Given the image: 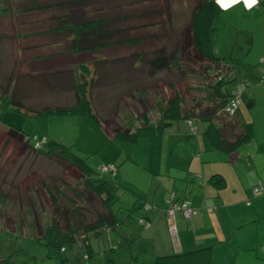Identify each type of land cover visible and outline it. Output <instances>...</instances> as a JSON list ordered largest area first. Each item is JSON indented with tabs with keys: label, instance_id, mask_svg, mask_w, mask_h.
I'll use <instances>...</instances> for the list:
<instances>
[{
	"label": "crops",
	"instance_id": "obj_1",
	"mask_svg": "<svg viewBox=\"0 0 264 264\" xmlns=\"http://www.w3.org/2000/svg\"><path fill=\"white\" fill-rule=\"evenodd\" d=\"M130 1H0V88L1 92L5 91L4 97L10 100L12 107L17 109L7 112L21 121L18 127L25 135L32 136L21 125L22 121L35 118L24 115L72 107L76 102L75 88L81 80L88 81L90 78L95 82L124 83V78H127L128 82V68L135 57L140 59L137 68L134 66L139 73L144 60L167 55V51L161 52L167 45H157V52L150 56V52H143L135 54V57H125L130 58L129 61L125 59L126 63H122V57L110 58L109 53L112 54L111 49L114 48L112 44L119 47L132 46L134 43L147 45L149 42L144 40L143 35L150 40L157 36L151 34L156 26L140 27L144 20L139 23V19L132 16L136 9L129 4ZM216 3L219 9L218 28L211 37V48L217 57L218 35L220 28H225L229 15L233 14L240 20L249 19L251 24L255 23L259 28L256 47V64L259 66L245 64L243 69L234 70L235 75L243 71L244 79L253 77L255 83L264 75V0H216ZM170 19L171 22L175 20L172 13ZM97 22L100 24L96 25ZM73 25L81 27L82 32L79 34L76 28L71 27ZM130 26L135 27L132 34ZM139 29H145V33ZM242 31L251 33V27L245 26ZM90 32L99 35L92 37V41L87 37ZM138 33H141L140 36ZM6 45H9L10 55L5 51ZM115 71L121 74L116 79ZM249 82L253 83L251 80ZM252 88L243 95L246 98L250 96L253 105L250 108L244 107L237 115V119L251 124V138L248 141L228 153L215 151L202 132L200 135L183 133L188 131L187 123L183 122L184 126L180 129L176 126L172 130L166 151L162 139L158 174L152 176L161 177L160 173L165 169V174L171 178L167 179L168 183L159 184L164 188L185 174L196 175L194 182L186 185L185 192L175 194L176 201H190L197 209L196 215L184 221L176 214L174 226L177 232L173 238L169 228L174 226H168L162 211L169 191L164 188L161 194H157V199L152 195L151 202L157 209L149 214L148 230L153 232L152 236H159L157 228L163 231L164 237L168 233L171 247L180 251L209 246V264H264V193L255 196L251 194L254 187H264V85ZM100 91L89 88L91 107L96 110L107 105L112 107L115 100L99 102ZM125 96L122 99L127 100ZM123 103L129 105L128 101ZM106 114H110V110ZM104 121L106 124L116 123L108 115ZM199 128L202 127L199 125L194 129L192 126V131ZM186 155L188 157L182 161ZM166 156L167 162L162 166ZM165 246L166 253H169L168 244Z\"/></svg>",
	"mask_w": 264,
	"mask_h": 264
},
{
	"label": "rangeland",
	"instance_id": "obj_2",
	"mask_svg": "<svg viewBox=\"0 0 264 264\" xmlns=\"http://www.w3.org/2000/svg\"><path fill=\"white\" fill-rule=\"evenodd\" d=\"M172 2L170 11L175 18L172 20L175 26L172 27V32H169L168 27L159 25L153 28L151 34L160 36V40H156L155 37L150 40L146 35H143L144 40L149 42L146 43L147 45L134 43L132 46L119 47L112 44L114 48L111 49L113 55L109 53L110 58L122 57L124 61L122 63H126L125 59L127 58L125 57H135V54L143 52H150V56L157 52L159 50L157 45H167L165 46L166 51L171 52L176 46L186 44L190 0H172ZM135 9V11H147L144 5ZM144 22L149 23L150 17L144 18ZM226 22L225 28H220L218 35L219 53L217 54L231 63H222L219 67L211 68L209 76L221 75L223 87L232 92L245 80L253 82V77H245V79L242 77L243 71L235 75L231 64L234 63V66L237 64V69H243L245 64L259 66L256 64L259 28L255 26V23L251 24L249 19L240 20L233 14L226 18ZM245 26L251 27V33L242 31ZM129 29L132 34L135 27L130 26ZM139 31L145 33V29H139ZM141 33L138 35L140 36ZM5 51L10 55L9 45L5 46ZM127 60L129 61L130 58ZM139 64L140 59L135 57L131 64L132 67L137 68L136 66ZM126 80L127 78H124L123 88L128 86L131 93L127 100H122L128 101L129 105L126 106L123 101L117 100L111 108L107 107L110 112L113 114L115 112V115L118 116L115 121L117 125L120 124L123 128H127L124 125L130 122L129 126L134 127L140 120L141 114L151 121L156 120L158 115L153 104L159 98L163 104H166L170 97L169 92L161 90L152 80L142 82L139 73H135V76L129 78L128 82ZM189 85H192L191 94L194 95L191 106L189 100L186 104L188 98H185L183 94L184 89ZM201 85L198 80L188 83L177 82L174 85V92L178 93L180 98L181 95L184 96L182 99L187 105L186 107L193 108V111L197 113L205 109L204 105L207 104L202 101L205 98V92ZM126 92L124 93L126 94ZM154 92L156 93L154 94ZM161 93L164 95L163 97ZM240 100L243 102L246 97L242 95ZM241 108L243 111L244 106ZM13 115L6 111L2 119L6 123L13 120L14 125L18 126L21 121ZM107 115L103 113L104 118ZM21 125L32 134V142L34 138L38 140L45 138L47 142L54 139L63 143L72 155L84 161L85 166L91 171L89 179L92 181L100 178L101 175H98L100 166L107 164L117 166L114 177L107 173L101 177L108 179L113 195L119 194L114 196L109 206L110 210L115 211L118 223L114 226L113 232L105 233L106 230L102 228L101 231H97L96 238L93 233L88 234L91 251H89L87 260L83 259L85 257L83 254L87 252L80 241L63 243L65 252H60L48 245L45 239H38L41 232L52 223L62 232L66 229H76L75 235L78 234L76 239H79L82 236L80 225L95 222L97 214H104L105 209L83 188L81 185L82 176L77 170L53 157L54 154L49 157L37 155L24 145L19 135L12 134L4 127H0V198L2 199L0 200V259L7 260L8 264H148L154 256L173 252L168 233H166V242V237L160 228H157L160 232L159 236L153 235V237V232L150 229L140 230L135 222L137 212L135 208L140 207L143 201L153 204L151 202L152 195L157 199V194H161L164 188L170 190L172 183L164 188L159 185L162 182L168 183L164 177L165 169L160 173L162 176L157 178L147 172L148 140L146 138H138L135 142L116 138L110 143L105 137L103 128L83 116L77 118L48 115L35 120L27 118L22 121ZM199 125L202 128L196 131V135H200L204 123L192 121L194 129ZM176 126L180 129L184 123L174 121L164 130L162 136L164 151L171 139L172 130ZM109 127L118 130L112 124ZM183 133L190 134L188 131ZM187 157L188 155L183 157L182 161H185L184 159ZM167 158L168 156L164 157L162 166L167 162ZM162 169L163 167H161ZM179 185H181L180 182ZM47 194L50 196V201H54L55 204L48 203ZM58 202L67 209L66 214L62 213L61 206L57 207ZM73 206L77 208L75 213L71 210ZM130 210L132 214L127 219ZM128 222L131 224L130 226H128ZM109 242L118 244V246L111 251L112 246ZM166 243L170 249L169 253H166L165 250ZM65 259H67L66 262H64Z\"/></svg>",
	"mask_w": 264,
	"mask_h": 264
},
{
	"label": "trees",
	"instance_id": "obj_3",
	"mask_svg": "<svg viewBox=\"0 0 264 264\" xmlns=\"http://www.w3.org/2000/svg\"><path fill=\"white\" fill-rule=\"evenodd\" d=\"M171 3H173L172 0H131L129 2V4L135 8L142 5L147 8L146 12L136 11L132 15L135 19H139V23L140 20L150 17V22H143L140 27H144L145 25L148 27L164 25L168 27L169 32H172L173 27L170 19ZM189 9L190 13L186 27V44L176 46L171 52L169 51L170 53H167L166 47H163L161 52H166V56L162 58H152V60L147 61L144 60L145 62H143L144 64L142 67H139V77L142 79V82L152 80L161 90H166L164 92H169L170 95L166 104L162 103L161 98L154 102L153 108L158 115L156 120L151 121L150 119H147L144 114H141L140 120L136 126H129L130 122L128 121L129 123L124 125L127 128H123L120 126V124L117 125L116 122L113 124V126H116L118 130H113L112 127H109L110 124L105 123L103 117V113L105 115L108 111L107 107L111 108L110 105L100 107V110L92 108L88 98L89 88L96 89L98 91H100V88L102 90V92L100 91L101 98L99 99V102H111L114 98L115 101L121 100L125 95L126 98H128L130 97L131 91H129L126 87L122 88V85L124 84L122 81H109L108 83L102 81L95 82L90 80V78L88 81L81 80L76 85V102L72 107L58 109L55 111L47 110L29 113L24 115V117L33 116L35 119L48 115L74 116L77 118L82 116L87 117L92 123L103 128L106 134L105 137L110 143H112L116 138L128 142H135L138 138H146L148 140V165L146 170L152 176H156L158 174L157 168L161 160V141L164 130L168 128L174 121H182L187 123V129L190 133H196L195 130L192 131V121L203 122L204 127L202 130V135L208 141L211 148H213L215 151L228 153L242 143L248 141L251 138V124L237 119V115L239 111L242 110L241 106L250 108L253 105V102L250 96L246 98V102H242L240 97L247 90H250V88L264 85V75L261 76L255 83L244 81L237 87L236 90L232 92L227 91V89L223 87L224 83L221 75H217L216 77L209 76V70L211 68L219 67V65L222 63H231L225 61L222 57H217V55H214L211 48V37L218 28V5L216 0H190ZM151 17L153 21L151 20ZM97 24L99 25L100 22H97L96 25ZM93 25H95L94 22ZM71 27L73 29L76 28L79 31V34L82 32L81 27H76L74 25ZM96 35H99V33L96 34L90 32L87 34V37L91 38L93 41L94 38L92 37H95ZM83 36L85 35L83 34ZM155 39L160 40V36H156ZM231 65V69L236 71L237 64L234 66V63H232ZM128 69L130 70V78H133L135 73H138L135 71L132 65ZM115 72L117 73V76H115L114 79L121 76V74H118V71ZM159 72L161 75L158 74ZM84 74H86V71ZM100 79L101 78L99 77V80ZM195 80H198V82L202 84V89L205 92V98L202 101L207 103L204 105L205 109H202L199 111V113L193 111V108H187V105H185L182 99L184 96L181 95L180 98V95L174 92V85H176L177 82L188 83ZM171 90H173V92H170ZM125 91H127L126 94L124 93ZM0 93V127H4L12 134L19 135L21 140L24 142V145L37 155L49 157L51 154H54V156L59 157L58 159H61V162H65L77 170V172H79V174L82 176L81 185L83 188L89 193L90 197L92 196L97 199L105 209V213L103 212L104 214H97V219L95 222L88 225H80V232L82 236L80 238L78 237L79 239H76L78 236V234L75 235L76 229H66V231L62 232L54 223L50 224L49 227L44 229L43 232H41V236L38 237V239H45L48 245L56 248L60 252L65 250L63 248V243H74L76 241H80L82 242L83 246H85L87 252L83 254L85 256L83 259L87 260L89 258V251H91L88 234L93 233V236L96 238L98 236V230L101 231L102 228H104L106 230L105 233L111 232L113 229H115L114 226L118 223L114 214L115 211L110 210L109 206L112 203L114 196H118L119 194L117 193V195H113V192H111L109 188L110 183L108 179L101 177L105 173L114 177L117 166L112 164L100 166V170L98 172V175H101L100 178L95 181L90 180V169L85 166L82 159L72 155L70 150L66 148L63 143L57 142L54 139L47 142L45 138H41L39 140L34 138V141L32 142L31 137L25 135L18 126H15L13 120L6 123L2 119L4 117V112L12 110L17 111V109L12 107L10 100L4 97L5 91L2 90L1 92V88ZM155 93L156 92H154V94ZM191 93L192 85H189L184 89L183 94L185 95V98H188L186 100V104L189 100L190 106L193 103L192 100L194 98V95ZM163 96L164 95L162 94V97ZM234 100H237L238 104L233 110L231 116L228 117V113L225 112L224 109ZM108 117H111L116 121L118 116L115 115V112L114 114L110 112ZM35 145L38 147H35ZM164 177H166V179L171 178L168 174H164ZM195 179V174H185L176 180L174 179L173 182L171 181V188L167 192V196L164 200L165 208L162 210L165 219L169 221L168 226L169 224L174 226L176 214H178L179 217L184 221H188L192 216L194 217V215H196L197 209L191 205L190 201L184 199L181 201H176L175 199V194L185 192L186 185L188 186V184L194 182L193 180ZM179 182L181 185H179ZM214 184H216V182ZM257 187L259 186H256L251 190V194L253 196L264 193V187H260L261 190L254 193L253 190ZM47 196L49 200L48 203L52 202L55 204L54 201H50L51 199L48 194ZM0 200L2 199L0 198ZM246 204H248V202ZM59 206H61L63 214L68 212L67 209L60 203L57 205V207ZM76 209L77 208L74 206L71 207L73 213L76 212ZM135 209L137 210L135 222H137L138 229L148 230L150 226L149 214L153 210H156L157 207L154 204L143 201L140 207ZM184 210L189 211V216H184ZM131 214V210L128 211L127 219H129ZM130 225L131 224L128 222V226ZM110 245L112 246L111 251L118 246V244L114 243ZM173 249V252L170 254L154 256L148 264H209V246L193 249L190 251H180L178 248ZM66 261L67 259L64 260V262ZM0 264H8V262L7 260L0 259Z\"/></svg>",
	"mask_w": 264,
	"mask_h": 264
},
{
	"label": "built area",
	"instance_id": "obj_4",
	"mask_svg": "<svg viewBox=\"0 0 264 264\" xmlns=\"http://www.w3.org/2000/svg\"><path fill=\"white\" fill-rule=\"evenodd\" d=\"M263 82H264V79H263ZM238 104V101L237 100H234L233 102L229 103V105H227L225 107V112L228 113V117L231 116L233 110L236 108V105ZM35 147H38L37 145H35ZM261 190L260 187H257L256 189L253 190L254 193L256 192H259ZM184 216L187 217L189 216V211L188 210H184ZM169 233L170 235L175 238V235H176V231H175V228L174 227H170L169 228Z\"/></svg>",
	"mask_w": 264,
	"mask_h": 264
},
{
	"label": "snow or ice",
	"instance_id": "obj_5",
	"mask_svg": "<svg viewBox=\"0 0 264 264\" xmlns=\"http://www.w3.org/2000/svg\"><path fill=\"white\" fill-rule=\"evenodd\" d=\"M252 2H254V0H252Z\"/></svg>",
	"mask_w": 264,
	"mask_h": 264
}]
</instances>
